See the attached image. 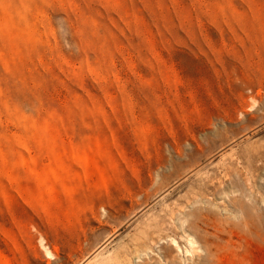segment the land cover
I'll use <instances>...</instances> for the list:
<instances>
[{
  "label": "rangeland",
  "instance_id": "rangeland-1",
  "mask_svg": "<svg viewBox=\"0 0 264 264\" xmlns=\"http://www.w3.org/2000/svg\"><path fill=\"white\" fill-rule=\"evenodd\" d=\"M0 264H264V0H0Z\"/></svg>",
  "mask_w": 264,
  "mask_h": 264
},
{
  "label": "bare ground",
  "instance_id": "bare-ground-1",
  "mask_svg": "<svg viewBox=\"0 0 264 264\" xmlns=\"http://www.w3.org/2000/svg\"><path fill=\"white\" fill-rule=\"evenodd\" d=\"M41 244L44 247L46 254L49 257H52L53 256V252H52V250H50V248L46 244H44V240L43 239H41Z\"/></svg>",
  "mask_w": 264,
  "mask_h": 264
}]
</instances>
